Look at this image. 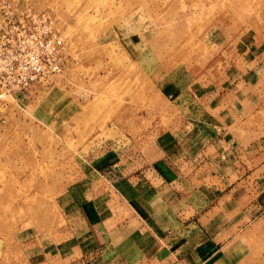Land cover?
Masks as SVG:
<instances>
[{"label":"rangeland","instance_id":"374dc122","mask_svg":"<svg viewBox=\"0 0 264 264\" xmlns=\"http://www.w3.org/2000/svg\"><path fill=\"white\" fill-rule=\"evenodd\" d=\"M8 1L51 12L69 55L0 98V264H58L107 165L183 150L175 212L231 233L232 264H264V0Z\"/></svg>","mask_w":264,"mask_h":264},{"label":"crops","instance_id":"0c3cea01","mask_svg":"<svg viewBox=\"0 0 264 264\" xmlns=\"http://www.w3.org/2000/svg\"><path fill=\"white\" fill-rule=\"evenodd\" d=\"M202 151L198 169L205 166ZM171 158L139 173L121 162L107 165L106 174L119 177H104L109 185L105 200L84 201L74 210L80 230L71 246L64 242L59 248L58 264H232L231 247L220 245L231 233L208 231L199 218L175 212L174 200L184 190L176 179L181 173L187 177L183 168L194 165L195 156L183 150Z\"/></svg>","mask_w":264,"mask_h":264},{"label":"built area","instance_id":"2783aa9c","mask_svg":"<svg viewBox=\"0 0 264 264\" xmlns=\"http://www.w3.org/2000/svg\"><path fill=\"white\" fill-rule=\"evenodd\" d=\"M0 98L48 87L67 65L69 48L49 11L0 0Z\"/></svg>","mask_w":264,"mask_h":264}]
</instances>
